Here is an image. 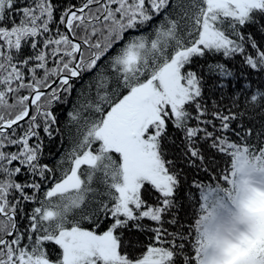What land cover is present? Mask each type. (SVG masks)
<instances>
[{
    "label": "snow or ice",
    "instance_id": "obj_1",
    "mask_svg": "<svg viewBox=\"0 0 264 264\" xmlns=\"http://www.w3.org/2000/svg\"><path fill=\"white\" fill-rule=\"evenodd\" d=\"M252 77L264 0H0V264H264Z\"/></svg>",
    "mask_w": 264,
    "mask_h": 264
},
{
    "label": "trees",
    "instance_id": "obj_2",
    "mask_svg": "<svg viewBox=\"0 0 264 264\" xmlns=\"http://www.w3.org/2000/svg\"><path fill=\"white\" fill-rule=\"evenodd\" d=\"M205 61H201V64H204ZM231 66V65H230ZM238 67V65H237ZM91 74H86L84 77V81H88L90 79ZM255 83H264L256 77H252ZM82 82H78L76 84V90H79ZM74 90L72 96L69 99V103L67 105L61 106V110L58 111V115L60 117L61 126L67 120V112L72 110V105L76 101L77 91ZM218 95V94H217ZM61 137H56L53 141H45V152L44 158L46 161H55L60 157V155L69 147L67 139H64L63 144L61 143ZM18 179L23 180L24 177H18Z\"/></svg>",
    "mask_w": 264,
    "mask_h": 264
}]
</instances>
